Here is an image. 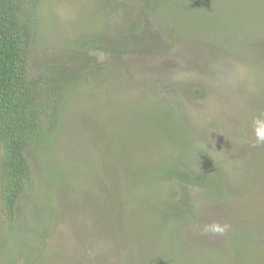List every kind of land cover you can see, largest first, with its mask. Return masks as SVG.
Wrapping results in <instances>:
<instances>
[{"label":"rangeland","instance_id":"1","mask_svg":"<svg viewBox=\"0 0 264 264\" xmlns=\"http://www.w3.org/2000/svg\"><path fill=\"white\" fill-rule=\"evenodd\" d=\"M35 4L29 74L65 60L61 73L81 75L41 153L51 201L39 198L37 224L23 202L12 233L0 218V264L13 244L8 264H264V144L253 131L264 115V0ZM165 164L179 179L161 175ZM204 179L220 181L227 203L211 201ZM213 224L226 231L206 232Z\"/></svg>","mask_w":264,"mask_h":264},{"label":"trees","instance_id":"2","mask_svg":"<svg viewBox=\"0 0 264 264\" xmlns=\"http://www.w3.org/2000/svg\"><path fill=\"white\" fill-rule=\"evenodd\" d=\"M29 6L31 9L28 8ZM33 7L36 10L38 8L35 0H0V218L4 219V223L1 224H6L11 233L14 228L19 226V213H24L27 209L22 210L23 202H28L29 218L36 221L37 224V217L42 216L46 209V206L38 208L39 198L44 196L48 202L51 201L50 197L45 196L44 189L48 185L45 184L42 175H45L47 171V159L42 157L41 153L50 151L51 144L56 141L54 136L63 130L62 117L67 112L66 104L72 93L71 83L81 75L78 73L74 75L70 72L73 78H68L63 71L61 73V69H65V60L50 65L49 68L43 66L45 70L39 69L34 75L29 74L27 70L29 58L27 56L33 48L31 32ZM97 41L95 39L84 44L95 46ZM261 44L264 46V40ZM208 45H210L209 42ZM105 46L110 47V44L106 43ZM263 48L261 47V49ZM36 67H38L37 63ZM149 70L150 67H148ZM151 71V74L154 75L155 71L153 69ZM69 79L72 81L69 82ZM160 109L161 104L159 102L158 110ZM200 149L198 148V150ZM140 161H143L145 166L152 162V160L141 159L138 162ZM165 166L160 167L161 175L176 178L181 172L175 171L173 165L170 168L167 164ZM210 171L221 170L210 166ZM239 173H235L236 179L237 176L240 179L241 174ZM161 175L160 177L163 178ZM180 177L191 179L190 176L184 174H181ZM218 179L216 180L218 181ZM116 180L118 181L117 177ZM198 182L204 185L209 192H212L211 201L214 204L215 202L227 203L228 194L226 191L222 193L220 181L212 182L204 179ZM129 194L128 190H118L121 202L127 200L126 196L129 197ZM120 203L107 209L109 212L111 211L110 214L120 213L123 210ZM180 206L179 203L176 208L179 210L189 209L183 206L181 209ZM176 208L174 206V213H176L174 210ZM197 208L198 206L194 205V210H198ZM70 209L72 213V208ZM99 214L100 223L104 222L101 212ZM180 223L172 224L180 225ZM48 238V235L42 237L41 240L37 238L38 241L42 242L43 250L44 247L48 246L44 243ZM8 241L9 239L6 240V242ZM14 245L9 254L3 255L6 260L5 264H8L12 257L20 254V250ZM45 260V256L44 258L39 256L35 263L31 260L30 264H38V262L42 264ZM167 260L169 259H165L164 263Z\"/></svg>","mask_w":264,"mask_h":264},{"label":"clouds","instance_id":"3","mask_svg":"<svg viewBox=\"0 0 264 264\" xmlns=\"http://www.w3.org/2000/svg\"><path fill=\"white\" fill-rule=\"evenodd\" d=\"M253 131L255 135V143L256 144H264V115L257 116L253 120ZM227 226H219L217 224H213L211 226H207L205 228L206 232L219 233L223 234L226 231Z\"/></svg>","mask_w":264,"mask_h":264}]
</instances>
